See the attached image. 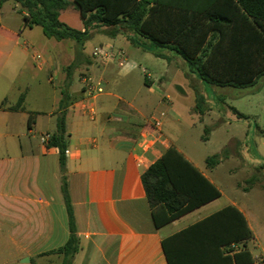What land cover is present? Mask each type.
Returning <instances> with one entry per match:
<instances>
[{"label": "crops", "instance_id": "crops-1", "mask_svg": "<svg viewBox=\"0 0 264 264\" xmlns=\"http://www.w3.org/2000/svg\"><path fill=\"white\" fill-rule=\"evenodd\" d=\"M69 2L71 6L72 1ZM72 9L78 15L74 6ZM14 11L19 22L5 26L0 23V33L5 31L0 36V64L4 56L1 50L12 41L18 45L19 36L25 35V53L33 46L27 37L33 27L23 28L17 4ZM78 29H82L81 23ZM94 36L101 38L94 47L109 44L124 53L122 66L118 58L107 64H97L82 49L76 67L68 75L65 68L76 55L73 42H69L68 52L60 41L56 44L43 42V58L36 61L33 56L38 72H42L45 66L47 81L58 90V96L53 97L47 110L27 107L26 87L0 73L4 78L0 90V264H30L31 259L36 264H49V252L67 240L58 150L48 148L40 141L42 136L50 137L55 131L60 90L67 85L70 98L65 111V181L79 241L71 264H168L163 239L227 206L235 207L243 215L252 233L251 239L236 245L237 249L245 245L253 258L251 264H264V251L255 253L259 245L258 224L243 200L245 197L225 194L214 172L221 163L207 166V157L203 158L196 149L181 141L185 128L181 116L173 110L172 93L163 87V83L155 86L151 73L145 69H140L144 74L140 79L139 65L127 60L124 47L132 44L123 35L109 37L94 32L91 37ZM165 51L162 52L164 59L154 57L162 61L166 70L171 65L172 69L182 66L179 56L174 52L177 57L171 56L169 52L172 51ZM148 53L144 52V57H149ZM83 72H89L104 89L91 101L84 98L81 88L80 73ZM178 75L185 76L186 84L193 90L200 91L204 87L193 75ZM216 88H228L218 94L222 110L217 106L210 107L206 96L205 106L209 109L204 114L193 111L195 104L187 110L192 127L204 124L205 118L214 128L223 122L240 124L232 115L225 117V108L229 106L255 117L259 129L264 132L261 114L253 110L250 101L247 102L248 109L241 108V102L248 99L243 90L212 87L213 97L217 94ZM7 92L12 93L11 97H7ZM21 94L24 95L21 107L10 109ZM3 101L5 104L1 106ZM87 103H91L93 114L85 109ZM30 114L32 119L28 123ZM231 140L237 144L236 137ZM170 147L181 153L219 191L220 196L157 227L140 177ZM44 157L49 158L47 165L51 171L53 169L48 178L44 171ZM225 196L224 202L220 203ZM23 258H29V263H21Z\"/></svg>", "mask_w": 264, "mask_h": 264}, {"label": "trees", "instance_id": "trees-1", "mask_svg": "<svg viewBox=\"0 0 264 264\" xmlns=\"http://www.w3.org/2000/svg\"><path fill=\"white\" fill-rule=\"evenodd\" d=\"M11 1L18 5L23 28L40 27L46 38L75 43V59L65 68L68 75L76 67L85 42L99 32L109 37L121 34L132 45L157 58L164 59L165 50L174 52L184 61L187 73L207 91L212 87H251L264 76V0H72L82 29L72 28L59 19L60 11L70 4L68 0ZM60 96L55 131L45 145L58 150L68 237L49 253L59 256L60 264H71L79 241L65 181L68 85L60 90ZM23 99L21 94L10 109H19ZM4 104L3 101L1 106ZM208 109L205 98L196 93L193 111L202 115ZM225 110L237 122L254 120L234 107ZM31 119L32 114L28 123ZM254 128L263 133L256 123ZM210 129L204 127V135ZM228 148L208 156L206 165L213 167L227 158ZM255 156L259 157L257 152ZM259 167L264 168V161ZM140 178L157 227L220 196L174 147L168 148ZM245 182L252 185L255 177L250 176ZM251 238L243 215L235 207L227 206L163 239L162 247L168 264H251L253 258L245 245L228 249L231 244ZM30 264L36 263L31 259Z\"/></svg>", "mask_w": 264, "mask_h": 264}, {"label": "rangeland", "instance_id": "rangeland-1", "mask_svg": "<svg viewBox=\"0 0 264 264\" xmlns=\"http://www.w3.org/2000/svg\"><path fill=\"white\" fill-rule=\"evenodd\" d=\"M14 5V2L11 0L0 3V23L2 25H11L15 22H19L20 19L14 11ZM72 6L71 4L66 10L62 11L61 21L72 28L78 29L81 21L76 11L72 9ZM4 32L5 31H2L0 36H2ZM24 36H19L17 40L18 45L15 41H12L1 50L4 56H2L0 64V73L9 76V78L16 80L20 85L26 87L25 105L27 107H37L47 110L50 108L53 97L58 96V90L47 81L48 72L45 66H42V72H38L39 67L34 61L33 56L39 54L43 58L45 47L43 42L56 44L58 41L45 38L40 27H33L32 31L27 36L33 46L25 53L23 51L25 46L23 44ZM100 39L99 36L88 39L84 44L83 51L86 54H90L91 49L98 44ZM60 42V44L64 46L62 48L67 49L68 52L69 42L73 41L64 40ZM133 46L134 45H126L124 50L128 62H134L139 65L138 74L140 79H143L144 76L140 69H145L148 73H151L155 86L158 87L160 83H163V87L172 93V101L175 104L173 110L181 116L183 127L185 128L181 141L196 149L203 158L214 155L226 146L229 147V156L221 160V164L218 167L216 166L217 169L214 172L218 175L221 189L225 194L233 197H245L242 199L245 201L258 224L257 234L259 245L255 253L264 251V168L259 167L264 161V135L260 134L254 128V123L257 124L256 118L254 117L252 121L241 122L238 125H228L226 122H223L218 128L212 127L210 120L205 118L204 124L198 125V128L192 127L187 119V110L195 104L196 93L202 95L204 98L206 96L209 97L207 103L210 107L217 106L222 110V100H220L218 94L223 93L224 90L228 88H216L217 94L214 97L212 96L213 91L209 90L208 92L204 87L200 91L193 90L186 84V77L178 75L187 74L185 71L186 66L184 61L173 52H169V54L177 57L182 66L172 69L171 65L170 69L166 70L162 61L157 60L151 53H148L147 56L149 57H144L145 51L141 49L135 51L133 49L135 46ZM2 74L0 75V90L3 88L4 78ZM176 86L180 87L183 92L177 91L175 88ZM236 90H243V92H245L244 96L248 97V99L241 102V108L248 109L247 102L250 101L249 104L252 106L253 110L259 111L261 114V121L264 125V76L260 78L255 85ZM209 93L211 95H209ZM11 95V92H7V97H11ZM225 102L229 105L228 99H226ZM225 114V117H230L231 115L229 110H226ZM216 124L217 123L214 125ZM204 127L211 128L209 134L204 135ZM247 131L248 137L244 138ZM199 137H206L207 139L198 141ZM232 137L238 139L237 144H234L235 140H231ZM256 152L259 157L255 156ZM48 159V157L43 158L44 171L47 178L48 174L52 175L53 172V169L51 171V168L47 165ZM250 176L255 177V182L252 185L245 182ZM225 198L226 196L220 200V203H223ZM54 207L56 209L55 205ZM48 255L51 257L49 264H60L61 258L59 256L52 253Z\"/></svg>", "mask_w": 264, "mask_h": 264}, {"label": "built area", "instance_id": "built-area-1", "mask_svg": "<svg viewBox=\"0 0 264 264\" xmlns=\"http://www.w3.org/2000/svg\"><path fill=\"white\" fill-rule=\"evenodd\" d=\"M2 1V0H0ZM91 59L97 64H107L112 62L115 58L119 59V65L122 66L124 63V53L121 50L115 49L113 46L109 44H100L94 47L90 53ZM34 59L36 61L41 60V56L39 54L34 55ZM81 88L84 94V98L88 101L93 100L96 96L102 94L104 92L103 87L99 82H97L94 77L89 72H83L80 75ZM85 109L93 114V108L91 103H87ZM155 124H158L155 122ZM49 139L48 135H44L40 138L41 143H46ZM67 151L65 150V154ZM230 250L237 249L235 244H231L229 246Z\"/></svg>", "mask_w": 264, "mask_h": 264}, {"label": "water", "instance_id": "water-1", "mask_svg": "<svg viewBox=\"0 0 264 264\" xmlns=\"http://www.w3.org/2000/svg\"><path fill=\"white\" fill-rule=\"evenodd\" d=\"M175 88H176L177 91L183 92L180 87L176 86ZM21 263H29V258H23L21 260Z\"/></svg>", "mask_w": 264, "mask_h": 264}]
</instances>
